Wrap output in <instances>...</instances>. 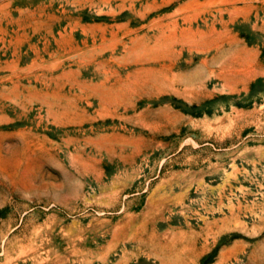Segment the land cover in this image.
Segmentation results:
<instances>
[{
  "label": "rangeland",
  "instance_id": "1",
  "mask_svg": "<svg viewBox=\"0 0 264 264\" xmlns=\"http://www.w3.org/2000/svg\"><path fill=\"white\" fill-rule=\"evenodd\" d=\"M0 264H264V0H0Z\"/></svg>",
  "mask_w": 264,
  "mask_h": 264
}]
</instances>
